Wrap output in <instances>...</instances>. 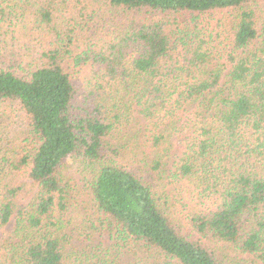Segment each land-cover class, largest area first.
<instances>
[{
    "label": "trees",
    "instance_id": "obj_1",
    "mask_svg": "<svg viewBox=\"0 0 264 264\" xmlns=\"http://www.w3.org/2000/svg\"><path fill=\"white\" fill-rule=\"evenodd\" d=\"M220 243L264 263V0H0V264Z\"/></svg>",
    "mask_w": 264,
    "mask_h": 264
},
{
    "label": "rangeland",
    "instance_id": "obj_2",
    "mask_svg": "<svg viewBox=\"0 0 264 264\" xmlns=\"http://www.w3.org/2000/svg\"><path fill=\"white\" fill-rule=\"evenodd\" d=\"M260 9H262L261 6H258L256 8L257 11H259ZM20 43H22V41H20ZM179 224L182 225L185 230L191 231L190 227L187 225V222L186 225L184 221L180 222ZM7 232H11V228H8ZM214 249L218 254H220L219 256H221L222 260L225 261L224 263L239 262L241 264H264L252 255L243 253L239 250H235L229 245L220 243L219 245H214Z\"/></svg>",
    "mask_w": 264,
    "mask_h": 264
}]
</instances>
